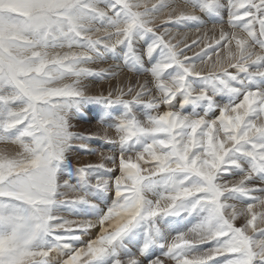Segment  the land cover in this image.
I'll return each instance as SVG.
<instances>
[{
    "label": "snow or ice",
    "instance_id": "obj_1",
    "mask_svg": "<svg viewBox=\"0 0 264 264\" xmlns=\"http://www.w3.org/2000/svg\"><path fill=\"white\" fill-rule=\"evenodd\" d=\"M176 3L0 0V264H264V0Z\"/></svg>",
    "mask_w": 264,
    "mask_h": 264
},
{
    "label": "rangeland",
    "instance_id": "obj_2",
    "mask_svg": "<svg viewBox=\"0 0 264 264\" xmlns=\"http://www.w3.org/2000/svg\"><path fill=\"white\" fill-rule=\"evenodd\" d=\"M147 2L149 4H151V3H155L156 0H147ZM179 2H180V0H179ZM175 6H176L178 11H179V9L182 8V4L181 3H176ZM165 18H166V12H165V15H162L159 19H157L156 23L157 24L161 23ZM212 27H213L212 23H207L203 28H201L200 32H197L195 30V28H182L181 30L180 29L177 30L176 28L175 29L172 28L173 30H171V31H172V33H173V35L175 37V40H181L182 39L184 41V43H186V44H191L192 41H196V40L199 41V43L193 49H191V51L186 53L188 56H195L197 53L201 52V50L205 48L206 44H208V45L212 44L213 39L219 37V33H217V36L214 35L215 31L212 30V29H214ZM217 27L220 29L219 25H217ZM193 31H196V32H193ZM212 31H214V32H212ZM209 32H211V33H209ZM218 32H220V30ZM98 35H102V34H98ZM175 40L173 42H175ZM183 46L184 45L182 44L181 47H183ZM210 55H211L212 60L214 61L215 58H216L215 54H211L210 53ZM116 63H118V62L113 61L112 59H108V60H106L103 63L90 65L89 67H92V68H94L96 70L108 69V68L112 67ZM197 63H199V62H197ZM203 67L206 69L207 65H204ZM115 70L118 72V75L115 78V80L117 82H118V80L119 81L123 80L125 82V84H127V82L130 81V80L133 83H135V81H137V80L143 81L145 79L143 75L137 76V75H135V74H133L131 72H128L127 69H115ZM122 75H124V76H122ZM131 75H132V77H130ZM112 82L113 81H111V80H109V81H99V82L95 83V85L91 84V82H89V83L91 84V88H92V90L94 92H99L102 89L106 92L108 87H109V85ZM72 123L74 124L73 131L82 133L85 136L95 135L96 133H99L100 136H103V134H104L103 129L100 128V126L95 122V120H73ZM84 128H86V129H84ZM96 128H97L98 131L95 130ZM109 135H114V133L110 132ZM76 143L78 144L79 142H76ZM8 146H9V148H8ZM90 148L95 149L97 154H88V153L83 152V151H77L79 153L74 152L71 155V158H72L71 162H72L73 167L74 166L75 167H81V166L86 165L88 163L89 164H98L100 162V153L101 152H106V146L104 145L103 141L102 140H92L90 142ZM17 150L18 149L16 147H14V149L10 148V144H0V152H15ZM92 155L94 156V158H93ZM78 162H80V163H78ZM233 179H239V177H234ZM71 195L72 194L70 193L69 196H71Z\"/></svg>",
    "mask_w": 264,
    "mask_h": 264
},
{
    "label": "bare ground",
    "instance_id": "obj_3",
    "mask_svg": "<svg viewBox=\"0 0 264 264\" xmlns=\"http://www.w3.org/2000/svg\"><path fill=\"white\" fill-rule=\"evenodd\" d=\"M177 3H180L179 0H177ZM212 28H214V27H212ZM216 28H217V29H216ZM174 29H175V28H174ZM218 29H219V28H218L217 26H216L214 29H212V30L215 31V32L212 31V32H214V35H215V36H217V33H219L218 31H219L220 29H219V30H218ZM172 30H173V29H172ZM180 30H181V29H180ZM189 31H190V30H189ZM181 32H182V31H181ZM193 32H196V31H193ZM183 33H184V32H183ZM187 33H188V32H187ZM209 33H211V32H209ZM214 35H213V36H214ZM215 36H214V37H215ZM188 38H189V37H188ZM192 49H193V48H192ZM100 65H101V64H100ZM120 76H121V75H120ZM122 76H124V75H122ZM126 77H127V76H126ZM130 77H132V75H131ZM136 78H137V77H136ZM144 78H145V77H144ZM117 79H118V78H117ZM135 80H136V79H135ZM118 81H119V80H118ZM112 83H113V82H112ZM94 85H95V84H94ZM94 85H93V86H94ZM95 88H96V87H95ZM83 126H84V125H83ZM92 126H93V125H92ZM89 127H90V126H89ZM79 129H80V128H79ZM84 129H86V128H84ZM95 130H97V128H96ZM76 131H77V130H76ZM91 131H92V130H91ZM97 131H98V130H97ZM85 133H86V132H85ZM109 133H110V132H109ZM14 147H16V146L10 145V148H13V149H14ZM8 148H9V146H8ZM1 149H2V148H1ZM77 153H79V152H77ZM80 153H81V152H80ZM96 154H97V153H96ZM74 155H75V154H74ZM92 156H93V155H92ZM98 157H99V156H98ZM93 158H94V156H93ZM71 159H72V158H71ZM74 160H75V159H74ZM87 160H88V159H87ZM96 161H97V160H96ZM96 161H95V162H96ZM76 162H77V161H76ZM78 163H80V162H78ZM88 164H89V163H88ZM79 166H80V165H79ZM74 167H75V166H74Z\"/></svg>",
    "mask_w": 264,
    "mask_h": 264
}]
</instances>
